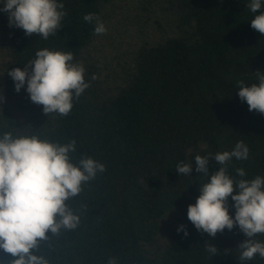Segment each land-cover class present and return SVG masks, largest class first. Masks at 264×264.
Listing matches in <instances>:
<instances>
[{
	"label": "trees",
	"instance_id": "16d2710c",
	"mask_svg": "<svg viewBox=\"0 0 264 264\" xmlns=\"http://www.w3.org/2000/svg\"><path fill=\"white\" fill-rule=\"evenodd\" d=\"M67 13L57 34L47 40L9 26L0 10V136L38 135L61 144L75 140L72 162L88 156L105 171L82 185L67 201L80 222L40 245L49 264H239L237 248L246 238L238 226L215 237L198 231L187 210L209 177L195 169V156L231 151L238 141L249 148L246 160L233 158L228 174L243 168L251 180L264 177V115L249 111L238 96V81L258 83L264 73V35L251 27L250 0H163L175 18L176 34L142 46L132 62L104 74L88 53L110 0H58ZM4 4L0 0V9ZM264 11V8H262ZM47 48L73 53L90 84L67 116L46 115L31 101L27 83L16 92L7 74ZM93 75L97 78L92 79ZM180 162L193 166L176 172ZM220 165L209 158L211 175ZM231 197L229 214L235 216ZM184 225L188 235L178 232ZM256 240L264 242V234ZM205 243L219 254L210 257ZM226 250L227 253L225 252ZM11 259L0 250V264ZM245 264H264L258 254Z\"/></svg>",
	"mask_w": 264,
	"mask_h": 264
},
{
	"label": "clouds",
	"instance_id": "9594fccd",
	"mask_svg": "<svg viewBox=\"0 0 264 264\" xmlns=\"http://www.w3.org/2000/svg\"><path fill=\"white\" fill-rule=\"evenodd\" d=\"M0 9L9 16V26L24 30L25 35L36 34L47 40L57 34L66 16L64 4L58 0H2ZM247 8L259 13L251 20V27L264 35V0H250ZM85 22L96 21L94 33H106L105 25L94 13L85 14ZM73 53L47 48L38 50L35 58L24 67H16L7 74L13 79L16 92L27 83L26 91L32 102L42 105L46 115L55 113L67 116L73 100L90 87L85 81L86 69L82 63H73ZM258 83L246 86L238 81V96L246 102L249 111L264 115V73H255ZM97 77L93 75L92 79ZM2 99V97H0ZM76 151L75 140L61 144L38 135H16L6 132L0 136V250L11 259L5 264H49L43 255H37L42 242L59 235L62 229L74 230L80 218L74 214L67 201L82 191V185L105 171L103 163L84 156L73 163L71 153ZM249 148L238 141L231 151L207 156H195V169L209 177L200 186V195L187 210L188 220L195 228L215 237L225 229L238 226L245 239L237 247L239 264L253 260L257 254L264 258V242L255 239L264 234V177L243 179L246 172L237 168L236 179L228 174V164L233 158L246 160ZM220 165L209 174V158ZM193 166L180 162L176 172L187 175ZM231 197L235 216L229 214ZM178 232H188L180 225ZM210 257L219 254L213 244L205 243ZM228 250L225 252L227 253ZM107 264H118V258L109 257Z\"/></svg>",
	"mask_w": 264,
	"mask_h": 264
},
{
	"label": "rangeland",
	"instance_id": "374dc122",
	"mask_svg": "<svg viewBox=\"0 0 264 264\" xmlns=\"http://www.w3.org/2000/svg\"><path fill=\"white\" fill-rule=\"evenodd\" d=\"M100 21L107 31L96 35L88 53L104 74L124 69L142 46H154L176 34L175 18L163 0H110Z\"/></svg>",
	"mask_w": 264,
	"mask_h": 264
}]
</instances>
